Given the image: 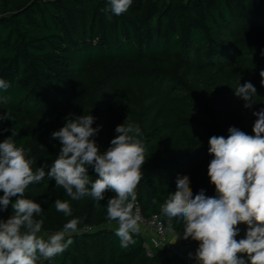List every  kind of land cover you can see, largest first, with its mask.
Masks as SVG:
<instances>
[{
	"label": "trees",
	"instance_id": "16d2710c",
	"mask_svg": "<svg viewBox=\"0 0 264 264\" xmlns=\"http://www.w3.org/2000/svg\"><path fill=\"white\" fill-rule=\"evenodd\" d=\"M107 7V0H5L0 11V78L10 87L0 90V96L10 100L0 108L10 119L0 121V142L14 130L16 146L30 150L33 171L41 166L49 171L61 144L48 133L62 127L53 121L61 112L73 119L83 114L96 118L93 127H102L94 139L101 153L117 135V125L126 119L139 125L146 152L136 204L144 217L157 215L168 229L160 208L177 190V177L213 158L208 151L211 136H226L232 126L253 135L252 113L264 109L259 75L264 70V0H133L120 16L102 11ZM102 64L130 68L122 84L126 87L83 106L75 101L63 105L88 67ZM238 81H250L257 89L251 109L234 94ZM20 116L47 124L46 150L28 148ZM198 167L189 178L193 194L203 189L215 195L207 170ZM88 175L92 181L98 178L92 167ZM38 191L48 196L45 208L55 213L61 229L72 218L82 220L73 244L38 264H186L162 250L148 256L141 233L133 236L134 245L122 248L116 228L104 227L116 223L106 218L107 200L115 195L111 191L97 206L87 196L71 200L45 176L23 198L33 200ZM18 198H11L0 219L13 215L11 204ZM56 199L70 202L72 217L55 209ZM171 223L172 232L181 236L182 221Z\"/></svg>",
	"mask_w": 264,
	"mask_h": 264
},
{
	"label": "clouds",
	"instance_id": "9594fccd",
	"mask_svg": "<svg viewBox=\"0 0 264 264\" xmlns=\"http://www.w3.org/2000/svg\"><path fill=\"white\" fill-rule=\"evenodd\" d=\"M107 2L108 7L102 11L120 16L129 10L133 0ZM259 75L264 86V70ZM9 87V82L0 78V90ZM234 94L247 109L256 103L257 89L250 81H238ZM9 100L0 96V104L6 105ZM252 114L256 117L253 135L232 126L226 136L213 135L209 139L208 151L213 158L207 175L215 195L208 196L203 189L194 195L189 177L178 176L177 190L161 205V214L168 218V231H174L171 221L177 219L184 226L177 239L198 242V264H264V109ZM6 119H10L9 114L0 113V121ZM95 119L91 114L69 117L63 127L51 133L61 148L49 171L44 166L33 171V161L27 158L30 150L16 146L14 130L12 136L0 142V212L8 209L11 198L20 197L11 204L13 215L0 219V264H38L41 259L62 255L73 244L72 235L79 231L80 218L68 220L62 230L45 239L40 235L44 221L36 219L44 209L34 200L23 198L29 186L45 176L55 180L56 187L63 188L71 200L87 196L99 206L107 192L115 193L107 200L106 218L117 223L115 235L122 248L136 243L133 236L141 232L142 224V216L134 211L136 189L142 179L146 152L139 139L142 132L139 125L127 123L126 119L116 126L117 135L101 153L94 137L102 126L93 127ZM89 167L98 176L94 181L88 175ZM54 206L65 217L73 216L68 200L56 199ZM240 224L247 225V231L245 238L237 240Z\"/></svg>",
	"mask_w": 264,
	"mask_h": 264
},
{
	"label": "rangeland",
	"instance_id": "374dc122",
	"mask_svg": "<svg viewBox=\"0 0 264 264\" xmlns=\"http://www.w3.org/2000/svg\"><path fill=\"white\" fill-rule=\"evenodd\" d=\"M4 3L5 0H0V11L1 6H3ZM20 3H23V0H20ZM129 69L130 68L123 67L119 64L89 66L85 78L80 80L77 84L71 86L69 95L67 97L68 99L63 102V105L66 103L72 104V102L75 101L83 106L85 103H90V101L95 99L97 100L109 97L111 95L110 90L121 86L126 87V85L122 84L123 81L130 76V73H128ZM3 112L7 111L0 108V113ZM69 117L71 118V115L67 111H63L61 114L53 117V121H57L58 124L63 127L66 122V118ZM19 119L23 125L25 134L29 138L28 148L31 150L38 148L46 150L48 145V141L46 140L48 133L47 124L31 116H20ZM48 135H51V133H48ZM210 161V157L204 158L199 164V167L196 164L192 165L188 171L183 173V176L187 175L189 178H191V172L196 167L206 173ZM33 200L39 203L44 209L42 214L36 217V219H43L44 221V229L40 235L47 239L48 235L62 230L61 223L55 213L45 208V201L48 200V196L38 191L37 196ZM104 227L116 228L118 225L117 223H111ZM143 231L146 230L143 229Z\"/></svg>",
	"mask_w": 264,
	"mask_h": 264
},
{
	"label": "built area",
	"instance_id": "2783aa9c",
	"mask_svg": "<svg viewBox=\"0 0 264 264\" xmlns=\"http://www.w3.org/2000/svg\"><path fill=\"white\" fill-rule=\"evenodd\" d=\"M134 211H138L142 216V224L141 227L150 232L151 235L147 240L146 254L148 256L151 255L152 250H162L169 256H175L182 258L186 264H198L195 259V252L198 248V242L196 241H188V240H180L179 245L176 246L171 242V239L175 234L173 232H169L168 229L163 225L162 221L158 218L157 215H152L150 217H144L141 213L140 206L136 204ZM240 228V233L236 237L237 240L245 238L247 225L240 224L238 225ZM89 229H84L82 232H88ZM191 254V256L189 255Z\"/></svg>",
	"mask_w": 264,
	"mask_h": 264
},
{
	"label": "crops",
	"instance_id": "0c3cea01",
	"mask_svg": "<svg viewBox=\"0 0 264 264\" xmlns=\"http://www.w3.org/2000/svg\"><path fill=\"white\" fill-rule=\"evenodd\" d=\"M143 236H144V238H146V240H148V238L150 237V235H151V233L150 232H148V231H143V229L141 228V232H140ZM176 239H177V236L175 235V236H173V238L171 239V242L174 244V245H176V246H178L179 245V242H180V238L179 239H177V241H176ZM176 241V242H175Z\"/></svg>",
	"mask_w": 264,
	"mask_h": 264
}]
</instances>
